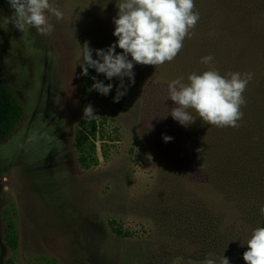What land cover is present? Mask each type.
I'll return each instance as SVG.
<instances>
[{
	"label": "rangeland",
	"instance_id": "1",
	"mask_svg": "<svg viewBox=\"0 0 264 264\" xmlns=\"http://www.w3.org/2000/svg\"><path fill=\"white\" fill-rule=\"evenodd\" d=\"M120 2L50 0L63 19L46 12L53 31L43 35L5 23L14 9L0 0V69L25 110L14 134L0 142V264H206L192 237L204 212L242 222L239 249L228 259L246 264L245 242L264 222H243L242 208L225 201L229 189L216 186L204 166L209 152L190 124L172 118L168 98L171 81L188 83L189 74L213 66L202 57L224 50L216 36L230 29V0H194L199 20L177 56L156 67L134 65L135 83L115 103L119 80L96 75L113 89L107 96L88 91L94 81L84 87L78 55L86 41L96 58V49L117 40L113 18ZM88 104L103 133L96 140L98 162L85 168L75 135ZM165 135L172 139L165 142ZM10 218L15 251L4 239Z\"/></svg>",
	"mask_w": 264,
	"mask_h": 264
},
{
	"label": "trees",
	"instance_id": "2",
	"mask_svg": "<svg viewBox=\"0 0 264 264\" xmlns=\"http://www.w3.org/2000/svg\"><path fill=\"white\" fill-rule=\"evenodd\" d=\"M229 9L233 14L230 29L216 36L219 47L224 50L212 55L211 63L221 75L253 74L243 93L246 101L241 106L243 118L236 128L208 125L199 117L190 125L199 145L209 152L205 156L209 163L204 166L205 169L208 166L212 181L221 190L229 189L225 201H235L246 213L242 221L251 225L255 221L264 222V214L260 212V205L264 204V0H230ZM96 75L99 76L90 68L89 75L84 76L86 89L93 80L91 77ZM191 114L197 116L193 109ZM24 118V107L0 69V142L12 136ZM101 126L96 118L84 119L77 129L75 146L79 162L85 168L98 162L96 140L102 137ZM239 225L235 221L228 224L221 216L204 212L192 237L201 244L204 258L212 253L216 264H220L223 255L229 258L233 249H239L235 240ZM115 231L122 233L120 228ZM128 235L130 232H124V236ZM4 239L13 251L17 250L18 233L11 218L7 220Z\"/></svg>",
	"mask_w": 264,
	"mask_h": 264
},
{
	"label": "clouds",
	"instance_id": "3",
	"mask_svg": "<svg viewBox=\"0 0 264 264\" xmlns=\"http://www.w3.org/2000/svg\"><path fill=\"white\" fill-rule=\"evenodd\" d=\"M14 12L7 17L5 23H12L19 31L35 28L39 33L47 35L53 31L47 13L57 19H63V13L50 3V0H8ZM118 12L113 18L115 29L113 35L117 40L107 49H93L86 41L81 45L78 65L81 75L88 76L89 69L104 74L108 80L117 78L116 95L113 102L119 103L127 94L128 87L135 83L134 65H163L171 62L183 47V41L199 20V13L194 11V0H121L117 4ZM117 47L121 52H117ZM130 57V58H129ZM211 55L202 57V63L211 64ZM252 73L241 74L229 72L221 75L210 67L201 73L188 75V83L183 78L171 81L168 85V98L173 101L170 115L184 126L193 123L199 117L204 123L217 127H239L238 121L243 118L241 106L246 105L243 93L252 79ZM125 77L129 84H125ZM94 83L88 91L96 90L107 96L113 84H105L95 76ZM189 109L195 110L193 116ZM96 110L91 104L85 105L83 117L91 121ZM165 142L172 137L165 135ZM264 214V204L260 205ZM247 250L243 252L246 264H264V227H256L245 242ZM209 253L206 264H216ZM220 264H230L223 255Z\"/></svg>",
	"mask_w": 264,
	"mask_h": 264
}]
</instances>
